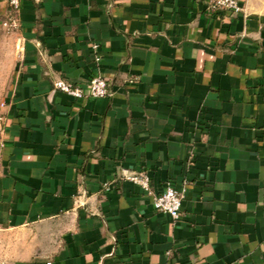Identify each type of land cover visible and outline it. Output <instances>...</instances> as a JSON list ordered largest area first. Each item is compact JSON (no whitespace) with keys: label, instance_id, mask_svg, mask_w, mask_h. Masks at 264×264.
I'll return each mask as SVG.
<instances>
[{"label":"crops","instance_id":"crops-1","mask_svg":"<svg viewBox=\"0 0 264 264\" xmlns=\"http://www.w3.org/2000/svg\"><path fill=\"white\" fill-rule=\"evenodd\" d=\"M240 4L21 0L9 31L0 0V264H264V0ZM96 75L111 96L53 85ZM142 171L187 184L177 222Z\"/></svg>","mask_w":264,"mask_h":264},{"label":"built area","instance_id":"built-area-1","mask_svg":"<svg viewBox=\"0 0 264 264\" xmlns=\"http://www.w3.org/2000/svg\"><path fill=\"white\" fill-rule=\"evenodd\" d=\"M9 5L13 10L7 19L2 21V25L9 31L16 30L20 26L19 17L17 13L21 8V0H8ZM210 5V9L214 12L221 10H231L235 13L241 12L243 7L240 4V0H207ZM98 48L97 44L93 45V49L96 51ZM100 58L97 57V60ZM54 88L65 92L75 99H84L86 97L98 98L112 95V89L108 81L100 76H93L88 83V86L83 87L77 85L64 78H58L53 83ZM4 105V104H2ZM4 121V115H0V124ZM4 139L0 129V164L2 161V153L4 149ZM127 180L134 182L139 185L145 193L151 196L152 204L158 211L169 214L173 222H177L181 217L182 201L185 197L186 186L185 184L181 189L176 188L170 181L166 182L164 190L160 193H156L152 189L151 176L147 172H136L128 175H124ZM108 188V183H105ZM46 264H51L48 261Z\"/></svg>","mask_w":264,"mask_h":264},{"label":"rangeland","instance_id":"rangeland-1","mask_svg":"<svg viewBox=\"0 0 264 264\" xmlns=\"http://www.w3.org/2000/svg\"><path fill=\"white\" fill-rule=\"evenodd\" d=\"M0 96H1V92H0Z\"/></svg>","mask_w":264,"mask_h":264}]
</instances>
